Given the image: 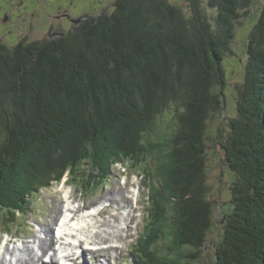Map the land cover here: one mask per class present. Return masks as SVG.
<instances>
[{"label": "trees", "instance_id": "16d2710c", "mask_svg": "<svg viewBox=\"0 0 264 264\" xmlns=\"http://www.w3.org/2000/svg\"><path fill=\"white\" fill-rule=\"evenodd\" d=\"M186 1L189 13L170 0H116L111 13L46 42L0 41L2 223L68 170H84L86 184L95 173L98 184L126 163L150 191V221L135 248L141 264L198 259L214 218L207 125L223 108L224 56L254 0H207L214 25L203 0ZM246 51L237 115L221 142L237 178L215 264H264V4ZM163 114L174 123L160 145L151 139ZM165 237L158 254L152 247Z\"/></svg>", "mask_w": 264, "mask_h": 264}, {"label": "rangeland", "instance_id": "374dc122", "mask_svg": "<svg viewBox=\"0 0 264 264\" xmlns=\"http://www.w3.org/2000/svg\"><path fill=\"white\" fill-rule=\"evenodd\" d=\"M44 1L45 0H24L22 4L21 0H0L1 43L9 48H12L18 42L23 40H26L27 42L36 40L40 41L45 33V29L43 30L45 23L43 21V16L52 12L51 9H46L47 4ZM52 2L54 6L59 4L65 9H68L69 7V12L74 15L80 12L90 11L88 3L81 4L82 2H80L75 3L74 5H68L67 0H52ZM115 2L116 0H103L102 10L98 9L94 12L92 11L89 15L97 17L102 12H105L107 14L111 13L114 9ZM170 3L177 5L180 9H182L183 12L189 13L190 8L186 0H170ZM203 3L204 11L208 16L210 23L214 25L216 12L207 6V0H203ZM263 4L264 0H254V4L250 8L248 15L237 24L236 36L230 44V52L225 54L222 63L226 78V86L223 91L224 105L220 112H214L210 115V119L207 125V132L205 135V142L207 145L206 179L207 185L209 186L210 190L208 198L212 202L214 208L213 225L210 229V232L208 233L206 246L200 251L198 259L190 264H215L216 242L220 240L223 234V226L226 222V217L230 210L229 196L231 185L232 182L237 178L236 175L231 172L226 165L224 153L221 148V142L229 132V120L236 117L237 115L236 102L238 96L236 87L240 83H242L245 76V67L248 60L246 51L248 36L260 16ZM8 5H10V8L12 10L11 12H8L6 10V7ZM7 16L9 17L8 19L6 18ZM156 123L157 131L152 135L151 140L153 143L157 142L158 144H160L159 142H161L165 144L167 141L165 134H168L172 130L174 120L170 117V114H163V116L160 117L156 121ZM150 136L151 134L146 135L144 137V141H147ZM66 141H68V139H66ZM74 142L77 141L75 139L69 141L68 146H72L73 148ZM104 142H106V140ZM120 165H122L123 167ZM120 165H115L112 168V171H110L108 179L98 184L94 181V179L99 178L95 175V173L92 175V180H90V182L86 184V179L83 178L84 174H82L84 170H79V172L74 171L72 175L73 177H76L78 181L71 179L68 183L69 191L65 193L62 190V186L64 185L57 186L55 181H51V187L45 188L41 192H39L38 195L31 197L32 204L29 208L31 214L24 220H21L22 225L21 227H19L20 230L18 231L20 236L23 237L25 236V234L31 231L32 232L29 239L37 234L41 236L39 231L44 224H48L51 229L55 228V224L58 221L60 214L61 217L63 215L62 210L58 209V203H62V199L64 197H67L66 193H69L70 191H74L75 200L73 202V207H76L75 204L77 202L85 203L79 206L86 205V207H90L88 206V204H92L94 206L99 201H103L100 205V208L98 209L104 208L106 205L111 203V209L114 210L116 207L122 206L120 202H124L125 200H127L128 202V199L131 200V198H134L136 196L137 188V191L141 194L138 207L139 212H135L132 216V212L135 209L134 206L136 205L132 201V206L131 201H129L130 207L128 208L124 202V207L128 210L122 211V214H127L128 212L130 218H132V221L129 225V233L127 235H124V241L122 242L124 244H118V246L123 247V249L114 252H105L103 254L109 256V264H113V259L110 258L111 253L115 255L114 264H118V261L121 264H141L142 262L137 258V254L128 252L127 248L129 247V251L134 250V247L137 246L136 243L145 231L147 202L150 191L147 190L144 186V182L142 179V175L144 174L142 170H140L139 168L133 169L131 167H128V164L126 163ZM67 176L70 175L67 174L65 177ZM125 182H127V184ZM132 186L133 191H130ZM118 190L125 193L123 197L117 195ZM111 194H113L114 196L113 200L110 201L108 199H105L107 195ZM60 197L63 198L61 199ZM113 205L116 207H114ZM130 208H132L131 211H129ZM43 218L44 220L40 221ZM108 218V215H103L101 220ZM38 221H40L39 224ZM5 229L6 227L0 226V230ZM129 236H131L130 239H127ZM11 237L12 239H8L11 240L8 245L10 249L13 248L14 244H19L22 239L28 238L23 237L19 240H15V234H12ZM139 244L140 243H138V245ZM166 244L167 242L165 237L160 240L157 245L153 246L152 249L158 254H163ZM182 253H192V251L182 249L180 251V254ZM5 256L8 258V255Z\"/></svg>", "mask_w": 264, "mask_h": 264}, {"label": "bare ground", "instance_id": "6f19581e", "mask_svg": "<svg viewBox=\"0 0 264 264\" xmlns=\"http://www.w3.org/2000/svg\"><path fill=\"white\" fill-rule=\"evenodd\" d=\"M66 194L67 197L62 199V203H58V209L62 210L63 213L60 223L52 229L48 224H44L39 231L41 236L37 234L31 239H22L19 244H14L12 249L8 246L11 240H8L5 253H0V264H48L45 258H48L54 264L57 260L51 252L56 253L58 250H66L72 252L73 255L75 254L74 261L76 264H109V256L103 253L122 250L123 247L111 246L107 249H98L95 253H89L86 249H83L84 247L81 244L84 237L95 244L99 242L122 243L124 235L129 233V225L132 221L129 213L122 214V211L128 210L125 209L124 202L129 208L130 200L127 198L128 202L127 200L120 202L122 206H118L114 210L111 209L110 204L101 209L97 208L95 212L80 217L74 223H71L69 217L71 214H76V208L81 210L88 207L86 205L73 207L74 191ZM124 194V192L118 190V196L123 197ZM105 199L111 201L114 196L113 194L107 195ZM131 210L132 208L129 209V211ZM103 215H108L109 218L101 220ZM62 233L66 237L64 241L58 238L59 234ZM64 233L68 235H64ZM80 236L82 238H79ZM75 243L80 246H75ZM79 250H81V253L76 256ZM5 255H10V258L8 259Z\"/></svg>", "mask_w": 264, "mask_h": 264}, {"label": "flooded vegetation", "instance_id": "af4514ba", "mask_svg": "<svg viewBox=\"0 0 264 264\" xmlns=\"http://www.w3.org/2000/svg\"><path fill=\"white\" fill-rule=\"evenodd\" d=\"M23 2L24 0H21L22 4ZM44 2L47 4L46 9H51L52 12L43 16V21L45 22L43 30L45 29V33L40 42H46L49 39L59 36L63 33L76 30L80 24L91 17L89 14H91L92 11L94 12L98 9L102 10L103 6V0H67L68 5H74L75 3L80 2H82L81 4H89L90 11L80 12L74 15L69 12V7L68 9H65L59 4L54 6L52 0H45ZM6 10L8 12L12 11L10 5L6 7ZM6 18L8 19L9 17L7 16Z\"/></svg>", "mask_w": 264, "mask_h": 264}]
</instances>
